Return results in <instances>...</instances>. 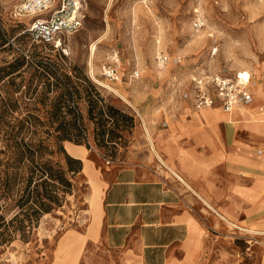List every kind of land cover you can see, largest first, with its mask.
Returning a JSON list of instances; mask_svg holds the SVG:
<instances>
[{
  "label": "rangeland",
  "instance_id": "obj_1",
  "mask_svg": "<svg viewBox=\"0 0 264 264\" xmlns=\"http://www.w3.org/2000/svg\"><path fill=\"white\" fill-rule=\"evenodd\" d=\"M81 1L80 27L60 36L64 53L24 33L14 16L21 0H0V160L6 132L45 144L64 127L63 148L82 164L60 206L26 238L0 244V264H264V0ZM111 53L116 80L101 68ZM159 53L169 62L157 64ZM207 70L250 75V115L229 122L179 98ZM126 166L156 181L141 197L164 190L160 203L143 204L154 224L130 228L167 244L143 257L113 247L101 222L107 184ZM0 212L7 219L13 209Z\"/></svg>",
  "mask_w": 264,
  "mask_h": 264
},
{
  "label": "trees",
  "instance_id": "obj_2",
  "mask_svg": "<svg viewBox=\"0 0 264 264\" xmlns=\"http://www.w3.org/2000/svg\"><path fill=\"white\" fill-rule=\"evenodd\" d=\"M32 63L42 70L48 69V65H57ZM91 109L92 106L90 112ZM71 125L79 134L75 121ZM54 131L57 132L53 135L54 140L45 144L24 141L15 133H5V146L1 149L4 156L0 160V207L13 209V213L6 219L0 212V244L16 235L26 238L40 217L60 206L66 194L75 187V176L82 170L81 161L63 148L62 139L70 137L67 130L58 127Z\"/></svg>",
  "mask_w": 264,
  "mask_h": 264
},
{
  "label": "built area",
  "instance_id": "obj_3",
  "mask_svg": "<svg viewBox=\"0 0 264 264\" xmlns=\"http://www.w3.org/2000/svg\"><path fill=\"white\" fill-rule=\"evenodd\" d=\"M24 24V32L32 41L51 44L56 49L66 52L61 40L62 34L74 33L81 25L83 18L81 0H21L14 15ZM195 26H201L200 19ZM156 63L165 65L170 58L165 53L155 56ZM176 63L181 59L176 57ZM118 56L111 53L102 64V73L109 80H116ZM134 78L138 71L131 74ZM183 99H191L196 108H220L231 113L239 106L248 107L254 101L250 75L242 77L241 72L233 74L224 70H207L193 75L185 89L180 92Z\"/></svg>",
  "mask_w": 264,
  "mask_h": 264
},
{
  "label": "crops",
  "instance_id": "obj_4",
  "mask_svg": "<svg viewBox=\"0 0 264 264\" xmlns=\"http://www.w3.org/2000/svg\"><path fill=\"white\" fill-rule=\"evenodd\" d=\"M184 100L193 105L191 99ZM248 107H250V105ZM258 109L261 110L262 108L259 107ZM252 112L251 114H253ZM231 113H233V111ZM231 113L226 114L230 115ZM246 114L250 115V113ZM141 166L146 167V165L143 164H141ZM146 172L147 171L140 167L131 166L122 167L117 170L112 181L107 184L103 195V215L101 219L102 223L105 222L109 226L106 229V240L109 241L113 247L124 246L129 250L130 254L138 255L139 257H143L144 249L149 246L167 245L163 243L157 244L154 242H147L145 241L144 235L140 236L137 234V231L136 233L134 232V229L130 230V228L137 223L139 225H153L154 223L152 221L144 222L141 217L144 208L143 204L156 205L162 201L164 196V190H162L163 196L161 195V198L151 199L145 196L141 197V194L139 193L140 188L147 187L148 184H156L155 180L149 178L152 174ZM176 222L172 220L171 223H165V225L173 226L177 224ZM118 231H125L123 236L119 238V241L117 236ZM173 240L179 241L178 238ZM169 242L171 244L172 240ZM143 262L145 263L144 260Z\"/></svg>",
  "mask_w": 264,
  "mask_h": 264
},
{
  "label": "bare ground",
  "instance_id": "obj_5",
  "mask_svg": "<svg viewBox=\"0 0 264 264\" xmlns=\"http://www.w3.org/2000/svg\"><path fill=\"white\" fill-rule=\"evenodd\" d=\"M99 41V40H98ZM96 43V42H95ZM94 43V44H95ZM92 53V52H91ZM242 74V77L243 78H246L247 76H248V74L247 75H244V73H241ZM249 112V110L248 109H246V108H244V107H242V106H239V107H237V108H235L234 110H233V113L235 114V116H238V115H241V114H245V113H248ZM233 113H231L230 115L229 114H226L227 116V120L229 121V122H231V121H233L234 119H232L231 118V115L233 114ZM169 169V168H168ZM171 170V169H170ZM174 174H175V176L176 177H178V179L180 180V181H182L183 183H185L186 184V186H188L192 191H195V190H193V188L188 184V183H186L183 179H182V177L179 175V174H177V173H175L174 172ZM177 179V180H178ZM187 187V188H188ZM190 189H188V190H190ZM204 199V198H203ZM205 200V199H204ZM205 203V202H204ZM206 204V203H205ZM234 225V224H233ZM247 231H249V230H247ZM250 231H252V230H250ZM252 233V232H251ZM254 233V232H253ZM262 233V232H261Z\"/></svg>",
  "mask_w": 264,
  "mask_h": 264
}]
</instances>
